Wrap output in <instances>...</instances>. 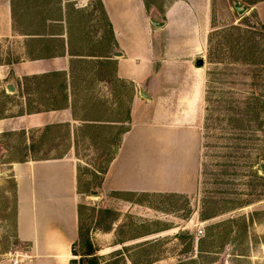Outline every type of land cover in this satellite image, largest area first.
<instances>
[{
  "label": "rangeland",
  "instance_id": "1",
  "mask_svg": "<svg viewBox=\"0 0 264 264\" xmlns=\"http://www.w3.org/2000/svg\"><path fill=\"white\" fill-rule=\"evenodd\" d=\"M63 1L74 28L73 50L91 57L73 66L84 89L78 116L92 120L56 124L45 132L39 131L44 126L0 131V260L25 249L15 230L11 164L70 153L80 192L73 264H264V65L259 64L264 0H214L211 41L199 56L205 82L193 107L198 119L188 121L201 127L199 186L193 194L102 190L103 172L130 127L136 92L115 75V60L101 56L113 58L116 48L98 0H0V63L48 54L47 43H35L23 32H61L45 17L59 16ZM235 4L246 10L238 13ZM54 46L59 51L62 41ZM25 82L34 107L48 103L35 90L37 79ZM23 109L0 81V118Z\"/></svg>",
  "mask_w": 264,
  "mask_h": 264
},
{
  "label": "crops",
  "instance_id": "2",
  "mask_svg": "<svg viewBox=\"0 0 264 264\" xmlns=\"http://www.w3.org/2000/svg\"><path fill=\"white\" fill-rule=\"evenodd\" d=\"M101 2L114 36L116 52L110 59L115 60V75L132 83L136 92L130 127L115 149L102 190L193 194L199 186L201 127L188 121L198 119L193 107L196 97L202 96L205 75L196 61L208 51L214 0ZM63 11L65 15L66 1ZM52 22L61 32L45 31L32 37L35 43L48 44V54L0 63V81L6 82L7 89L14 86L13 91L8 89L9 95L20 98L24 108L0 118V131L89 119L78 116L84 89L72 63L77 57L73 53H78L71 50L69 28L71 33L73 24L66 16ZM56 40L62 41L59 51ZM27 79L39 81L35 90L48 101L38 104L37 110H28L35 102L31 91L27 92ZM11 173L15 230L25 249L16 257L1 259L0 264H71L80 234L76 159L69 153L17 161L11 164Z\"/></svg>",
  "mask_w": 264,
  "mask_h": 264
},
{
  "label": "trees",
  "instance_id": "3",
  "mask_svg": "<svg viewBox=\"0 0 264 264\" xmlns=\"http://www.w3.org/2000/svg\"><path fill=\"white\" fill-rule=\"evenodd\" d=\"M101 4H102V2H101V0H98ZM30 5H31V3L30 2H28L27 1V3H26V6L27 7H25V15H26V13L28 12L29 13V11H30ZM103 6V5H102ZM12 8H13V16H15V19H16V7H15V3H14V1H13V6H12ZM74 11L75 12H78V8H74ZM105 11V10H104ZM61 13H60V15L59 16H56V17H54V18H50V17H45V18H47L48 20H63L64 19V17L66 16V20L68 21V22H72L71 21V17H69L68 15H64V11H60ZM27 13V14H28ZM23 16H24V13H23ZM32 17V16H31ZM110 26H111V24H110ZM111 31H112V29H111ZM23 34H25V35H27L28 36V38L29 39H32V37L34 36V35H36V34H40V33H37L36 31H30V30H27V31H25V32H23ZM71 34V35H70ZM73 34H74V28L72 27V30H71V33H70V28H69V35H70V37L72 36V39H71V41H70V43H71V50L72 49H74V47H75V41H74V39H73ZM112 38H113V40H114V36H113V31H112ZM259 39H261V42L259 41V51H264V49L262 48V47H264V45H263V41H264V25L262 26V29L261 30H259ZM210 41H211V39H210V36H209V44H210ZM73 51H75V50H73ZM73 55H75V56H77L76 58H74L73 59V62L72 63H75L76 61H80V60H82V58H80V57H78V56H84V55H90V54H83V53H73ZM101 56H104V58H106V60H111L110 59V56L109 55H101ZM259 64L260 65H264V62H259ZM62 85H64L63 83H62ZM37 109H39L38 107H29L28 108V110L29 111H32V110H37ZM24 111V110H23ZM86 120H92V118H89V119H86ZM54 126H56V124H49V125H46V126H44V128H42V129H39V131H49L50 129H52V128H54ZM38 131V130H37ZM120 141H121V139H120ZM52 157H59V156H51V157H48V156H45V157H39V156H34L32 159H34V160H38V159H47V158H52ZM112 159V158H111ZM22 161H24V160H22ZM111 161V160H110ZM110 163V162H109ZM109 166V165H108ZM108 166H107V168H105V170H104V175L106 174V172H107V169H108ZM104 178V177H103ZM103 178H102V181H103ZM102 184V183H101ZM75 262V259H72L71 260V264H73Z\"/></svg>",
  "mask_w": 264,
  "mask_h": 264
},
{
  "label": "water",
  "instance_id": "4",
  "mask_svg": "<svg viewBox=\"0 0 264 264\" xmlns=\"http://www.w3.org/2000/svg\"><path fill=\"white\" fill-rule=\"evenodd\" d=\"M235 9L238 11V13L242 14L246 10V7L245 6L241 7L239 4H235ZM196 64L198 66H203L205 64V61H204L203 58H199V59H197ZM8 89L10 91H13L14 90V86L13 85H8ZM261 169L264 172V163L261 164Z\"/></svg>",
  "mask_w": 264,
  "mask_h": 264
},
{
  "label": "built area",
  "instance_id": "5",
  "mask_svg": "<svg viewBox=\"0 0 264 264\" xmlns=\"http://www.w3.org/2000/svg\"><path fill=\"white\" fill-rule=\"evenodd\" d=\"M199 233H203V230L200 229V230H199ZM14 262L17 263V262H18V259L15 258Z\"/></svg>",
  "mask_w": 264,
  "mask_h": 264
}]
</instances>
